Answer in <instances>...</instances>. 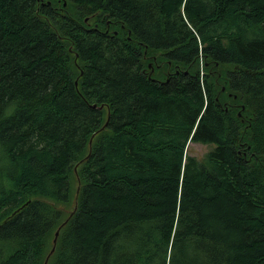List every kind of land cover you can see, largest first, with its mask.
I'll list each match as a JSON object with an SVG mask.
<instances>
[{
  "label": "trees",
  "instance_id": "1",
  "mask_svg": "<svg viewBox=\"0 0 264 264\" xmlns=\"http://www.w3.org/2000/svg\"><path fill=\"white\" fill-rule=\"evenodd\" d=\"M79 180L48 264H264V0H0V264Z\"/></svg>",
  "mask_w": 264,
  "mask_h": 264
},
{
  "label": "water",
  "instance_id": "2",
  "mask_svg": "<svg viewBox=\"0 0 264 264\" xmlns=\"http://www.w3.org/2000/svg\"><path fill=\"white\" fill-rule=\"evenodd\" d=\"M116 33H117V31H116ZM77 57H79L78 54H77ZM81 74H83L82 70H81ZM76 86L78 87V79H76ZM91 107L99 108L100 110H102L105 107V105L104 104L98 105L97 103H94V104L91 105ZM107 123H108V120L105 123V125L101 128V130H103L106 127ZM95 135H96V133H94L92 135V138L90 140V144H89L90 145V151H89V154H88V156L86 158H88L89 155L92 152V144H93V139H94ZM75 172H77V167L75 169ZM81 187H82V184H81V182L79 180V184H78V187H77L76 193H75V207H74L73 211L70 213V215L65 219V221L55 230L54 237H53V240H52V248L50 249L49 253L47 254L43 264H48L49 263V260H50L51 256L56 252L58 241H59V237H60L62 229L68 224L69 220L72 218V216L76 213V211L78 209ZM0 227H1V223H0Z\"/></svg>",
  "mask_w": 264,
  "mask_h": 264
},
{
  "label": "rangeland",
  "instance_id": "3",
  "mask_svg": "<svg viewBox=\"0 0 264 264\" xmlns=\"http://www.w3.org/2000/svg\"><path fill=\"white\" fill-rule=\"evenodd\" d=\"M149 65H150V67L152 66L151 63ZM200 70H201V74L204 75V67H203L202 62L200 64ZM226 108H227V106L225 107V109ZM214 147H215V145L211 144V143L190 142V144L188 145V153H189V155L196 157L201 162H204L206 160L208 153ZM240 153H241L242 157H244L246 160H250V155L246 151L243 154V152L240 150ZM44 199H48V198H44ZM48 201H52V200L50 199Z\"/></svg>",
  "mask_w": 264,
  "mask_h": 264
},
{
  "label": "bare ground",
  "instance_id": "4",
  "mask_svg": "<svg viewBox=\"0 0 264 264\" xmlns=\"http://www.w3.org/2000/svg\"><path fill=\"white\" fill-rule=\"evenodd\" d=\"M224 89H225V88H224ZM240 114H241V113H240ZM241 115H242V114H241ZM241 115H240V116H241ZM77 167H78V166H77Z\"/></svg>",
  "mask_w": 264,
  "mask_h": 264
},
{
  "label": "flooded vegetation",
  "instance_id": "5",
  "mask_svg": "<svg viewBox=\"0 0 264 264\" xmlns=\"http://www.w3.org/2000/svg\"><path fill=\"white\" fill-rule=\"evenodd\" d=\"M169 72H170V70H169Z\"/></svg>",
  "mask_w": 264,
  "mask_h": 264
}]
</instances>
